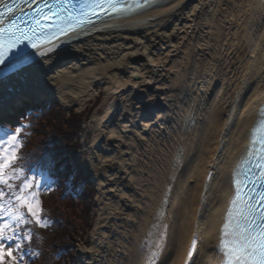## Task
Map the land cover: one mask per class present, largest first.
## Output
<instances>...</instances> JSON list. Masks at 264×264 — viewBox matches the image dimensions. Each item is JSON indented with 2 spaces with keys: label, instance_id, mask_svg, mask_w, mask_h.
<instances>
[{
  "label": "bare ground",
  "instance_id": "1",
  "mask_svg": "<svg viewBox=\"0 0 264 264\" xmlns=\"http://www.w3.org/2000/svg\"><path fill=\"white\" fill-rule=\"evenodd\" d=\"M24 71L27 84L0 82V96L107 93L105 115L93 116L99 213L82 264H146L161 233L155 264L223 260L233 178L264 106V0H163ZM18 103L6 101L0 115Z\"/></svg>",
  "mask_w": 264,
  "mask_h": 264
},
{
  "label": "snow or ice",
  "instance_id": "2",
  "mask_svg": "<svg viewBox=\"0 0 264 264\" xmlns=\"http://www.w3.org/2000/svg\"><path fill=\"white\" fill-rule=\"evenodd\" d=\"M17 2L13 0L14 4ZM22 2L36 6L29 13L11 18L15 9L0 0L3 7L0 11V82L13 78L23 86L27 84L24 70L31 61H17L14 65H8L6 61L11 51L24 42L27 41L32 49H38L40 44L36 41L40 37L55 36L57 33L67 35L69 31L94 26V21L101 16L109 19L123 17L153 4V0H80V6L76 8L69 7L71 0ZM10 91L17 90L12 88ZM20 99L21 94L0 96V106L6 101L18 103ZM19 135L17 130L7 146L0 147V261L7 256L12 264H24L23 244L32 239L28 225L32 222L41 227L47 225L42 216V201L33 190L39 187V184H33L34 178L25 179L19 186L10 182L19 179L16 172L23 171L12 168L22 148L16 143ZM48 166L53 167L54 161H48ZM10 168L11 173L7 171ZM165 235L161 233L154 250L150 249L146 264H155ZM221 247L223 264H264V194L256 203L254 197L242 195L238 180L234 181V195L226 209Z\"/></svg>",
  "mask_w": 264,
  "mask_h": 264
},
{
  "label": "trees",
  "instance_id": "3",
  "mask_svg": "<svg viewBox=\"0 0 264 264\" xmlns=\"http://www.w3.org/2000/svg\"><path fill=\"white\" fill-rule=\"evenodd\" d=\"M83 118L73 110L68 115L57 100L36 106L27 103L22 125L17 127L22 148L12 168L23 169L25 177L32 172L35 180L49 174L53 181L42 200L47 225H28L32 239L23 244V251L30 249L24 264H77L73 242L91 228L96 194L90 173L78 163ZM50 160L53 167L48 166Z\"/></svg>",
  "mask_w": 264,
  "mask_h": 264
},
{
  "label": "rangeland",
  "instance_id": "4",
  "mask_svg": "<svg viewBox=\"0 0 264 264\" xmlns=\"http://www.w3.org/2000/svg\"><path fill=\"white\" fill-rule=\"evenodd\" d=\"M96 94H95V98L93 99H87L84 101H75V99H72L73 96L72 95H67V98L65 99H60L58 97H50V98H24L23 100H21L16 106L15 108H13L11 111L5 112L4 114L0 115V120L7 118L10 114H15V115H21L23 114V109H24V104L25 102H32L35 104H39L42 101H52L54 99H57L61 105L63 106V108L66 110L67 114L69 115L70 112L73 110L77 113H81L83 114L84 118H83V122H82V126H83V131L78 135V142L81 143V148L79 151V162L80 165L82 166V168L85 170V172H89L91 174V181L93 183V186L96 187L97 189V194H96V199L98 196V188H99V173L95 170V168L92 166L91 162H90V154H91V148H92V144L94 142V138H96V130H95V125L96 122L93 119V116L95 114H98L99 116L105 115L106 110L108 108V97H107V93L105 91V89L103 87H97L96 88ZM16 132L12 129H3L0 132V147H5L7 146L10 137L15 134ZM16 143H20V139L19 137H17V142ZM9 173L12 172V168L7 170ZM16 176L19 177V179H14L12 181H10L11 183L19 186L24 180H25V176L26 174L22 171V172H16L15 173ZM28 179H32V177L28 178ZM45 181H47V185H42L39 182H37V180L32 179L33 184H39L38 188H34L33 190L36 192L37 197L42 201L47 194V189L50 187L49 186V182L51 181V175L46 174L44 179ZM42 208H43V203H42ZM46 212L45 208H43V219L46 221V217H44L45 215H43ZM99 213V206H98V199H97V203L95 208H93L92 211V225L91 228L89 227V229L84 230L83 232H81L78 235V241H74L73 245L75 247H77L79 249V251L76 253V259H77V264H82L78 258L79 253L81 252V250L83 248L88 247L91 242H92V236L93 233H95L94 230V226H95V222L97 220V216ZM48 220V219H47ZM36 225L38 227H41L39 225H37L36 223L32 222L30 223V225ZM155 237L156 234H152V240H151V246L153 245V243L155 242ZM25 256V255H24ZM9 259V260H8ZM7 260L4 257L2 261H0V264H12L11 258L9 257Z\"/></svg>",
  "mask_w": 264,
  "mask_h": 264
},
{
  "label": "water",
  "instance_id": "5",
  "mask_svg": "<svg viewBox=\"0 0 264 264\" xmlns=\"http://www.w3.org/2000/svg\"><path fill=\"white\" fill-rule=\"evenodd\" d=\"M161 2H163V0H160L159 2H157V4H159V3H161Z\"/></svg>",
  "mask_w": 264,
  "mask_h": 264
}]
</instances>
